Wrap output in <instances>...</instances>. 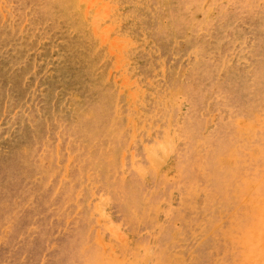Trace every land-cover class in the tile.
Instances as JSON below:
<instances>
[{
  "label": "rangeland",
  "instance_id": "obj_1",
  "mask_svg": "<svg viewBox=\"0 0 264 264\" xmlns=\"http://www.w3.org/2000/svg\"><path fill=\"white\" fill-rule=\"evenodd\" d=\"M0 264H264V0H0Z\"/></svg>",
  "mask_w": 264,
  "mask_h": 264
}]
</instances>
